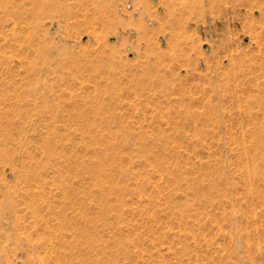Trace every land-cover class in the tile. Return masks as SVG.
I'll return each instance as SVG.
<instances>
[{
    "label": "rangeland",
    "instance_id": "1",
    "mask_svg": "<svg viewBox=\"0 0 264 264\" xmlns=\"http://www.w3.org/2000/svg\"><path fill=\"white\" fill-rule=\"evenodd\" d=\"M19 3L0 264H264V0Z\"/></svg>",
    "mask_w": 264,
    "mask_h": 264
},
{
    "label": "bare ground",
    "instance_id": "2",
    "mask_svg": "<svg viewBox=\"0 0 264 264\" xmlns=\"http://www.w3.org/2000/svg\"><path fill=\"white\" fill-rule=\"evenodd\" d=\"M21 1L22 0H20V2ZM0 6L2 8V11L5 13L4 15H8L9 17H12V19L14 20H20L22 15L21 11L23 9L21 7L22 5L19 3V0H0ZM18 23H20V21Z\"/></svg>",
    "mask_w": 264,
    "mask_h": 264
}]
</instances>
